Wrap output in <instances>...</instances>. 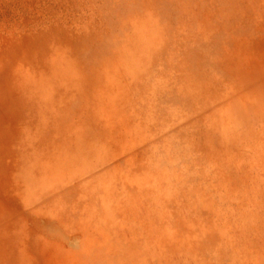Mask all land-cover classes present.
Segmentation results:
<instances>
[{
    "label": "rangeland",
    "instance_id": "obj_1",
    "mask_svg": "<svg viewBox=\"0 0 264 264\" xmlns=\"http://www.w3.org/2000/svg\"><path fill=\"white\" fill-rule=\"evenodd\" d=\"M0 264H264V0H0Z\"/></svg>",
    "mask_w": 264,
    "mask_h": 264
},
{
    "label": "bare ground",
    "instance_id": "obj_2",
    "mask_svg": "<svg viewBox=\"0 0 264 264\" xmlns=\"http://www.w3.org/2000/svg\"><path fill=\"white\" fill-rule=\"evenodd\" d=\"M97 43V42H96ZM95 44V43H94ZM94 46V45H93ZM84 59H86V58H84ZM130 113V112H129ZM37 192H39L40 194H42V192L40 191V190H37ZM37 223H39V222H37ZM48 227V226H47ZM50 227V226H49Z\"/></svg>",
    "mask_w": 264,
    "mask_h": 264
}]
</instances>
